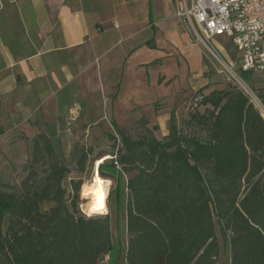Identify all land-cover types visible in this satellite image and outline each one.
I'll list each match as a JSON object with an SVG mask.
<instances>
[{
    "label": "trees",
    "instance_id": "trees-1",
    "mask_svg": "<svg viewBox=\"0 0 264 264\" xmlns=\"http://www.w3.org/2000/svg\"><path fill=\"white\" fill-rule=\"evenodd\" d=\"M203 97L186 121L198 134L183 135L174 119L163 140L133 141L120 132L117 165L133 174L126 264H219L218 226L230 240L231 264H264V117L233 88ZM258 98L264 108V89ZM201 105L203 112L195 110ZM74 155L84 172L90 153L77 145ZM32 156L33 165L48 159L43 177L29 167L21 192L0 189V264L113 260L110 216L80 213L78 196L70 198L64 184L71 170L56 160L47 136L34 139ZM104 164L99 174L111 179ZM117 165L111 162L114 171Z\"/></svg>",
    "mask_w": 264,
    "mask_h": 264
},
{
    "label": "crops",
    "instance_id": "crops-1",
    "mask_svg": "<svg viewBox=\"0 0 264 264\" xmlns=\"http://www.w3.org/2000/svg\"><path fill=\"white\" fill-rule=\"evenodd\" d=\"M179 4L0 0V142L8 143V152L26 149L23 141L39 135L54 149L62 141L71 148L73 141L92 139L100 124L96 108L106 104L117 128L133 125L120 124L118 110L138 109L141 115L139 109L148 107L141 103L142 85L159 84L169 96L172 88L179 98L173 110L153 113L166 137L172 119L180 123L189 117L186 103L194 94L227 90L204 78V48L177 16ZM225 57L236 67L238 61Z\"/></svg>",
    "mask_w": 264,
    "mask_h": 264
},
{
    "label": "rangeland",
    "instance_id": "rangeland-1",
    "mask_svg": "<svg viewBox=\"0 0 264 264\" xmlns=\"http://www.w3.org/2000/svg\"><path fill=\"white\" fill-rule=\"evenodd\" d=\"M199 44V43H198ZM204 48L205 51V74L204 78L210 81V86L216 89L226 88L235 89L244 93L251 101V103L261 112L264 113L258 107L253 98L249 97L242 86L236 81L232 76L230 70H228L227 65L231 66L228 63L229 57L234 61H238L239 53L232 43V40L224 36H219L215 38L211 45L207 43L208 48L199 44ZM214 53H212L211 51ZM224 56H222L220 53ZM183 74L186 76L187 67L182 66ZM234 74L238 77L240 82L246 85L258 98L261 93V90L264 89V74L262 73H244L241 71L239 64L233 68ZM154 75V74H153ZM153 75H151V82L153 84ZM186 79V77H185ZM153 86V88H152ZM151 89L144 88L142 85V98L141 103L148 104V107L139 109L141 115H138V109L135 113L132 114L131 111L128 112L127 109L119 108L117 118L118 122L121 124L122 121L131 122L132 124H126L124 128H117L115 126L114 119L111 113V106L108 104L97 106L96 110L100 118V124L95 131L91 134L93 137L79 139L73 141L71 148L70 142L62 141L56 145L54 149L56 160L67 167L70 168L71 172L76 176L81 174H91L92 165L97 164L98 161L103 160L105 157L109 156L111 160L107 161L104 164V172L106 175L111 177V188L108 198V213L107 215H98V216H110L112 224V235L113 242L116 247V256L113 260L105 259L101 264H126L125 252L129 245L130 235L127 231V220H126V202L128 197V182L131 179L133 174L127 172H122V165L117 162L120 161L121 155L123 154V139L121 131L124 134L131 138L133 141H137L143 137L154 136L158 140H163L166 137H161L160 128L155 122L154 114L155 112H164L167 110H173L174 105L178 102L179 98L171 95L172 88L170 90V96L168 95V90L166 87H160L159 84L156 86L152 85ZM172 87V86H171ZM200 94V93H199ZM195 94L187 101L186 104H190V109L192 110L193 98ZM259 99V98H258ZM153 102V105L151 104ZM150 105V106H149ZM171 108V109H170ZM204 111V107L201 105L195 110ZM194 110V111H195ZM264 117V115H263ZM187 119L184 121L176 123V127L183 135H190L192 133L198 134L199 132L187 128L186 125ZM170 124L168 125V129ZM108 131L111 134L106 133ZM170 132V131H168ZM116 135V136H115ZM169 135V134H168ZM10 143L13 145L16 143L15 140H11ZM26 144V149H15L12 152H8L6 148L7 142H0V189L4 191H10L15 189L17 192H21V183L23 179L27 176V169L29 167L36 168L42 175L49 168L48 159H45V162L41 164H32L33 160V147L34 140L23 141ZM53 145V144H52ZM79 146L90 153V156L87 160L84 172L80 171L77 159L74 157V150L76 146ZM27 151V153H26ZM114 160V161H112ZM111 162H115L117 169L114 171L111 168ZM78 182H73L77 184ZM65 187L67 188V182H64ZM70 198L73 197L72 194H69ZM6 224L4 223V230ZM218 239L221 245V255L219 257V264H231V249H230V240L227 236L221 232V228L217 227Z\"/></svg>",
    "mask_w": 264,
    "mask_h": 264
},
{
    "label": "built area",
    "instance_id": "built-area-1",
    "mask_svg": "<svg viewBox=\"0 0 264 264\" xmlns=\"http://www.w3.org/2000/svg\"><path fill=\"white\" fill-rule=\"evenodd\" d=\"M177 16L188 25L197 43L208 48L207 43L226 35L239 53L241 71L264 74V0H180ZM227 68L239 83L235 66ZM242 88L257 106L261 104L248 87ZM203 98L196 95L193 106Z\"/></svg>",
    "mask_w": 264,
    "mask_h": 264
},
{
    "label": "clouds",
    "instance_id": "clouds-1",
    "mask_svg": "<svg viewBox=\"0 0 264 264\" xmlns=\"http://www.w3.org/2000/svg\"><path fill=\"white\" fill-rule=\"evenodd\" d=\"M78 107V106H77ZM66 191L74 197L78 196L77 206L80 213L86 218L91 219L98 215H107L108 198L111 188V180L99 174V166L92 165L91 174H81L76 176L70 172L66 177ZM73 182L80 183L79 192L76 193ZM71 203V201H69Z\"/></svg>",
    "mask_w": 264,
    "mask_h": 264
},
{
    "label": "bare ground",
    "instance_id": "bare-ground-1",
    "mask_svg": "<svg viewBox=\"0 0 264 264\" xmlns=\"http://www.w3.org/2000/svg\"><path fill=\"white\" fill-rule=\"evenodd\" d=\"M211 51V50H210ZM212 52V51H211ZM213 53V52H212ZM214 54V53H213ZM239 84L242 86V87H244V88H246L247 90H248V88H247V86L246 85H244L242 82H240V80H239ZM258 107H260V109L262 110V112L264 113V108H263V106L259 103L258 104ZM264 115V114H263ZM109 159H111L109 156H107V157H105L103 160H99L98 161V163H97V165L99 166V168H100V166L101 165H103L104 163H105V161H107V160H109Z\"/></svg>",
    "mask_w": 264,
    "mask_h": 264
}]
</instances>
